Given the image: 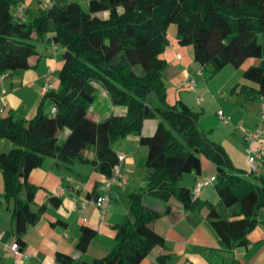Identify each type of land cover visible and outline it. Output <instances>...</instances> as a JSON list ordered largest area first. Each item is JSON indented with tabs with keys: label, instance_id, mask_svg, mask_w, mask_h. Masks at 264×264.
Returning <instances> with one entry per match:
<instances>
[{
	"label": "trees",
	"instance_id": "obj_1",
	"mask_svg": "<svg viewBox=\"0 0 264 264\" xmlns=\"http://www.w3.org/2000/svg\"><path fill=\"white\" fill-rule=\"evenodd\" d=\"M21 1L0 0V77L28 69L38 54V40L46 36L61 46L63 65L58 89L50 93L54 111L40 107L31 119H0V138L13 145L0 150V172L6 197L15 200L20 249L27 227L42 214L31 207L37 190L29 178L34 168L53 157L63 163L91 162L110 178L118 162L115 142L136 135L148 147V174L144 188L128 195L132 212L115 226L113 248L82 261L58 252V262L140 264L165 245L156 228L159 207L178 202L185 209L207 210L224 246L221 263L239 264L229 254L247 245L248 234L264 223V173L237 168L224 147L201 129L199 112L182 100L168 101V62L162 54L169 44L168 27L175 23L178 43L192 46L206 77L228 64L240 67L252 60L244 77L257 87L242 85L240 92L249 100L264 95V0H88L87 8L75 0H48L30 22L12 12ZM101 90L112 105L126 109L123 115L101 121L90 116ZM146 119L158 120L150 136L142 134ZM203 158L216 164L218 203L182 184L184 174L202 172ZM95 235L94 228L82 226L79 250L86 251ZM169 258L159 256L160 264Z\"/></svg>",
	"mask_w": 264,
	"mask_h": 264
},
{
	"label": "crops",
	"instance_id": "obj_2",
	"mask_svg": "<svg viewBox=\"0 0 264 264\" xmlns=\"http://www.w3.org/2000/svg\"><path fill=\"white\" fill-rule=\"evenodd\" d=\"M188 47L193 54L192 46ZM175 50L178 51L175 46L168 49L166 52L171 55L165 56V60L169 68L173 67L174 77H178L177 79L181 81L180 88H183L184 80L194 78L192 71L194 68L200 73L202 71L199 64L195 66L191 58L186 60ZM251 61L248 60L240 67L233 66L228 78L222 82L220 90L224 93L230 92L235 100L226 113L228 116L224 112L230 122L225 124L219 115L218 118L227 126L228 139L222 144L234 165L252 175H262L264 165L261 159H257L258 167L255 171H252L248 164L247 155L255 151L256 143L248 139L247 134L257 128L261 130L260 141L264 153V95L249 100L240 92L242 85L257 87L255 82L244 77V68ZM29 62L28 69L0 77V119H31L40 107L45 112L48 108L50 109L48 112L53 110L54 101L50 93L59 86L58 76L63 65L62 48L49 38H45L43 44L38 43V54L32 56ZM229 65L231 64L221 70ZM169 68L167 67L165 71L166 78L170 75ZM196 82L197 92L198 81ZM47 83L50 84L48 90ZM206 88L207 86L204 87L205 90ZM197 99L204 101L203 96H197ZM125 111L122 106L112 105L106 91L101 90L90 116L96 121H101L110 115H123ZM157 124V119H146L142 134L144 136L154 134ZM0 142V150L7 151L13 146L12 142L5 138H0ZM116 150L127 155L122 173L127 170L129 179L123 184L119 176L115 178L111 189V205L104 216L96 205L89 204L85 209L81 208L85 199L101 194V187L108 180L93 163L81 161L63 163L58 162L56 158L48 157L31 171L30 181L37 186L31 207L36 211L41 209L42 214L24 232L25 245L20 249L22 255L19 258L10 249L17 240V224L13 217L15 200L6 197L4 177L0 172V264H62L57 260L58 252L70 255L76 261L107 255L114 246L115 226L132 212L128 195L144 188L148 174L146 166L148 147L140 143L138 136H127ZM88 154L90 157L94 156L92 148L88 150ZM211 163L213 162L203 158L202 172L192 171L184 174L182 184L193 188L199 180L208 181L209 184L198 195L213 202L219 200V195L214 185L212 186L216 166ZM159 209L162 215L156 222V228L165 236V245L155 248L140 264H160L159 256L164 254H170L166 264H225L221 263L225 253L224 246L210 224L205 208L189 210L178 202H171ZM82 226H90L96 230V235L84 252L77 247ZM229 255L239 264H264V223H259L248 234L247 245L235 248Z\"/></svg>",
	"mask_w": 264,
	"mask_h": 264
},
{
	"label": "rangeland",
	"instance_id": "obj_3",
	"mask_svg": "<svg viewBox=\"0 0 264 264\" xmlns=\"http://www.w3.org/2000/svg\"><path fill=\"white\" fill-rule=\"evenodd\" d=\"M75 1H78L84 8H87L88 0H75ZM21 4L24 6L26 10L27 18L25 19L28 22L33 21L37 16L41 14V11L49 5L48 0H22ZM12 12L14 16H16V11L14 7L12 8ZM106 15L107 14H104L103 16ZM50 27L51 28L53 27V23H50ZM177 32H178L177 24L171 23L167 30V37L169 39V44L165 52L162 54V57L164 59L165 56L169 57L171 54H168L167 50L170 49L172 46H175V48L178 49V51L175 50L176 52L180 53L186 60L191 58L195 66H197L198 62L194 61L193 54L190 51L189 47L186 45H180L178 43ZM49 34L51 36L52 32H50ZM45 38L48 37L46 36L44 38L43 37L40 38L37 43L43 44ZM172 70L173 67H170L169 68L170 72L168 74L172 76L167 75L166 78L168 101L170 103H176L178 100L185 101L187 104L190 105V107H192V109H194V111L199 112L201 129L208 134V137L211 140L223 146V144L226 143L228 139L226 136L227 126L221 122V120L218 118L217 113L219 110H222L223 112H225V114L228 113V111L232 107V104L234 103L235 97L233 95H230V92L224 93L223 90H220V86L222 82H224L228 78L229 74L233 70V65H229V67L221 70L212 77H206L204 74L198 72L196 68H194L192 70L194 74V78L193 77L192 78L198 81L197 92L189 89L180 88L181 81L177 79L178 78L177 76L174 77V73L172 72ZM207 80L209 82L208 83L209 85L207 84ZM205 82L207 86L206 90L204 89V87H206ZM197 96L200 97L203 96L204 101L203 102L198 101ZM182 97L186 100H183ZM46 111L48 113L50 109L48 108L46 109ZM120 144L121 141L115 142V147L118 148ZM211 164H214L216 166L214 162ZM218 201L213 200L214 203H218Z\"/></svg>",
	"mask_w": 264,
	"mask_h": 264
},
{
	"label": "built area",
	"instance_id": "obj_4",
	"mask_svg": "<svg viewBox=\"0 0 264 264\" xmlns=\"http://www.w3.org/2000/svg\"><path fill=\"white\" fill-rule=\"evenodd\" d=\"M15 11H16V17L20 20H25L27 18V13L22 4H18L15 6ZM6 74H3L1 77H4ZM197 82L193 78H187L182 82V87L184 89H189V90H196ZM50 88V84H46V90ZM200 100V99H199ZM55 108H53V111ZM218 115L220 119L222 120L223 123L228 124L230 122V119L224 114L223 111H219ZM263 118H264V113H263ZM260 135H261V130L259 128L252 130L247 134L248 139L256 143V148L253 153H249L247 155V161L248 164L251 168L252 171H255L257 169V159L263 158V145L260 141ZM127 155L123 151L118 152V162L115 164L114 169H113V175L106 180L102 187H101V194L95 197H91L88 199H85L84 202L81 204L82 210L87 207L89 204L96 205L99 210L101 211V214L104 216L108 210V208L111 205L112 201V194H111V189H112V184L113 181L117 176L120 177V181L123 184H126L129 179V174L128 171H124L122 173V166L124 161L126 160ZM209 184L208 181L204 180H199L196 182V184L193 187V192L194 193H200V191ZM10 249L13 250L15 256L19 258L22 255V252L20 250V246L18 245L17 242H14L11 246Z\"/></svg>",
	"mask_w": 264,
	"mask_h": 264
}]
</instances>
